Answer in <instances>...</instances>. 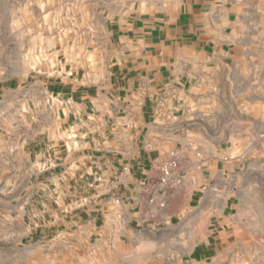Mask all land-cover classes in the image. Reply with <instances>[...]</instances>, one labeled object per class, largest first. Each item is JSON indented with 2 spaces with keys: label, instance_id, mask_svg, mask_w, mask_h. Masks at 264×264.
<instances>
[{
  "label": "crops",
  "instance_id": "crops-1",
  "mask_svg": "<svg viewBox=\"0 0 264 264\" xmlns=\"http://www.w3.org/2000/svg\"><path fill=\"white\" fill-rule=\"evenodd\" d=\"M143 2L97 12L103 22L74 38L49 26L47 39L64 42L31 74L7 76L0 66V200L7 215L22 216L30 200L33 212L47 213L52 225L62 218L71 233L73 223L83 229L107 219L143 226L139 186L157 176V163L175 148L187 178L171 200L195 204L185 208L194 223L212 217L192 226L198 234L192 260L206 262L221 252L231 262L246 260L244 253L264 233V192L251 181L259 170V123L240 111L239 132L217 141L214 130L205 131L199 108L231 102L216 97L215 89L248 70V50L237 34L239 4ZM50 15L55 23V11ZM31 35L40 39L38 25ZM77 39L86 42H71ZM194 151L203 153L199 169ZM228 156L233 159L224 161ZM82 198L86 205L79 204ZM164 210L148 227L164 222Z\"/></svg>",
  "mask_w": 264,
  "mask_h": 264
},
{
  "label": "rangeland",
  "instance_id": "rangeland-1",
  "mask_svg": "<svg viewBox=\"0 0 264 264\" xmlns=\"http://www.w3.org/2000/svg\"><path fill=\"white\" fill-rule=\"evenodd\" d=\"M143 1L0 0V66L6 70L3 73L7 76L20 71L31 74L38 63L42 65L48 60L50 50L58 49L64 42L58 38L47 39L49 26L57 33L71 31L74 38L76 33L95 31L96 20L103 22L101 16L97 19V12L107 15L112 10H126L138 3L143 5ZM233 1L239 4L237 34L241 46L248 50V70L242 75L233 73L231 86L222 84L215 89L216 97H226L231 102L222 100L214 105H199V108L204 112L205 131L214 130L217 141L230 132H239L240 111L247 114L249 120H255L251 123H259V170L251 181L264 192V0ZM49 11H55V23H49L52 20ZM35 25L40 29V39L32 38ZM71 42L78 46L86 41ZM240 96L248 97L247 103H235L234 99ZM235 139L234 145L239 137ZM191 204L184 198L174 197L164 210V222L155 227H148L153 224L147 223L126 228L107 219L83 229L73 223L71 233L62 218L52 225L49 220L53 218L47 213L37 215L33 212L30 200H24L23 216L7 215L6 205L0 200V264H264L259 263V244L264 246V233L263 241L257 240L247 249V254L244 253L248 256L246 260L237 258L231 262L222 252L206 262L192 260L191 252L198 237L191 231L192 226L208 224L212 217L198 216L194 223L191 213L185 211V208L195 206Z\"/></svg>",
  "mask_w": 264,
  "mask_h": 264
},
{
  "label": "built area",
  "instance_id": "built-area-1",
  "mask_svg": "<svg viewBox=\"0 0 264 264\" xmlns=\"http://www.w3.org/2000/svg\"><path fill=\"white\" fill-rule=\"evenodd\" d=\"M193 157L198 159L194 165L199 169L203 162V153L194 151ZM232 159L233 156L223 158L226 162ZM156 169L157 176H146L137 192L138 211L142 224H153L157 216L168 206L173 191L184 186L186 182L187 175L180 162L178 149L171 150L166 159L157 163ZM87 203V198H82L80 201L81 205ZM115 203H120V200L116 199Z\"/></svg>",
  "mask_w": 264,
  "mask_h": 264
}]
</instances>
